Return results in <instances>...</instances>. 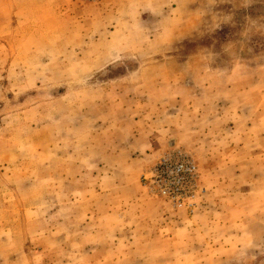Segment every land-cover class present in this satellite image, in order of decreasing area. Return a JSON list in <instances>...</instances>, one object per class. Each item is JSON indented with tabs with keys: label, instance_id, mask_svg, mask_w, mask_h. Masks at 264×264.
Here are the masks:
<instances>
[{
	"label": "rangeland",
	"instance_id": "rangeland-1",
	"mask_svg": "<svg viewBox=\"0 0 264 264\" xmlns=\"http://www.w3.org/2000/svg\"><path fill=\"white\" fill-rule=\"evenodd\" d=\"M0 264H264V0H0Z\"/></svg>",
	"mask_w": 264,
	"mask_h": 264
},
{
	"label": "built area",
	"instance_id": "built-area-1",
	"mask_svg": "<svg viewBox=\"0 0 264 264\" xmlns=\"http://www.w3.org/2000/svg\"><path fill=\"white\" fill-rule=\"evenodd\" d=\"M176 155L166 153L150 169L151 191L176 203H182L196 178V167L192 158L180 151ZM190 184L187 189L185 186Z\"/></svg>",
	"mask_w": 264,
	"mask_h": 264
}]
</instances>
